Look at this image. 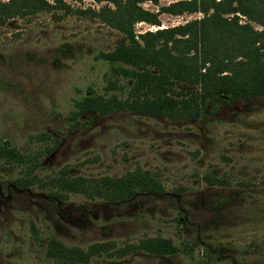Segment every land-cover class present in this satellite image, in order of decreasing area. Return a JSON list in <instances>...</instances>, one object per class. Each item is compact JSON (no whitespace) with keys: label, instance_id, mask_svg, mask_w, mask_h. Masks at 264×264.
I'll return each instance as SVG.
<instances>
[{"label":"rangeland","instance_id":"1","mask_svg":"<svg viewBox=\"0 0 264 264\" xmlns=\"http://www.w3.org/2000/svg\"><path fill=\"white\" fill-rule=\"evenodd\" d=\"M45 1L0 21V146L23 158L0 156V264H264V96L208 102L176 119L130 109L71 118L73 98L90 88L125 93L104 89L107 63L94 57L125 37L96 14L109 0ZM169 1L139 4L155 11ZM201 15L160 11L158 25L136 21L133 31ZM133 171L160 189L109 198L54 182ZM150 236L173 250L137 246ZM53 241L110 246L64 261L48 253Z\"/></svg>","mask_w":264,"mask_h":264},{"label":"trees","instance_id":"2","mask_svg":"<svg viewBox=\"0 0 264 264\" xmlns=\"http://www.w3.org/2000/svg\"><path fill=\"white\" fill-rule=\"evenodd\" d=\"M96 14L124 33L125 40L111 49L98 50L94 57L107 63L104 89L121 92H88L73 98L69 117L93 110L112 109L153 112L169 118L196 115L208 102L236 96H264V0H171L153 11L139 4L143 0H109ZM156 3L158 0H150ZM45 0L0 1V21L6 15L31 11ZM160 11L180 13L200 11L202 15L169 26L133 31L136 21L158 25ZM237 12L256 21L240 22ZM123 77L125 82H121ZM6 161H20L22 154L0 146ZM59 188L86 196L123 198L137 190L158 191L157 180L140 172L123 176H104L88 181L76 176L57 177ZM110 242H93L85 249L53 241L48 253L64 261H86L93 253L105 251ZM138 247L153 252H169V238L144 237Z\"/></svg>","mask_w":264,"mask_h":264}]
</instances>
